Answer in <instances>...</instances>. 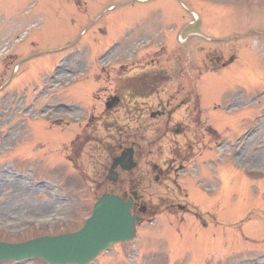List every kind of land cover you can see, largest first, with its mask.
<instances>
[{"label": "rangeland", "instance_id": "374dc122", "mask_svg": "<svg viewBox=\"0 0 264 264\" xmlns=\"http://www.w3.org/2000/svg\"><path fill=\"white\" fill-rule=\"evenodd\" d=\"M213 1L218 2L0 0V47L5 44L7 51L19 55L13 57L11 67L17 64V58L22 61L19 71H14L16 74H11L9 78V89L3 86L9 77L10 65L7 72L0 66V90L10 91L5 101L0 94L1 240L18 241L35 235L73 230L88 215L92 203L104 190L125 192L131 187L136 188L145 202L159 211H162L166 201L188 204L181 190L178 191V199L174 193L166 191L163 185L154 184L150 169L153 160L165 165L168 157L161 159L164 151L167 150L168 155L172 147H181L189 137L194 139L198 136V129L190 124L191 127L184 129L186 137L174 134L161 137L166 121L153 118L151 113L168 100L171 105L181 98H188L192 103L190 87L192 90L198 75L196 71H203L202 61L208 52H211L210 57L221 56L224 59L233 51V47L237 51L233 63L219 71L205 72L196 80L204 112L220 134L227 127L236 126L242 118L249 120L248 109L237 111L230 106L237 93L241 94L236 97L234 105L243 107L246 95L257 96L264 87V62L260 58V54L264 53V0H232L230 10L220 3H229L230 0ZM87 8H91L89 13H86ZM148 15L151 19L138 23V20ZM195 15L207 23L205 32L213 39L226 36L235 40L222 44L201 33H190L198 28L195 23L189 22L194 20L202 23L198 18H193ZM168 25L163 36L155 37L157 40L153 41L149 49L144 50L138 58L126 61L131 56L128 51L131 47L147 42L146 35L152 32L151 28L155 27L157 31V27L164 29ZM128 27L136 31L127 32ZM120 38L123 41L118 42L112 52L114 56L119 55L121 61L108 65L105 72L98 71L96 67L99 64L104 66L109 58L95 62L96 57L110 42ZM163 38L171 47H176L173 48L175 51H167L170 60L163 54L166 52ZM14 40H17L15 50L11 48ZM72 48H79L73 51L78 53L68 61L62 59L61 66L73 68L76 75H79V71L87 73L90 69V77L69 82L65 86L66 80H71L72 75L62 70L59 74L61 78L58 79L60 83L53 88L55 78L48 76L60 58L66 56L63 53ZM155 50L158 53L152 54ZM134 59L135 63L132 62ZM149 60L160 61L162 65L172 68L169 72L172 80L162 91L164 93L143 100L127 97L121 107L107 112L104 100L123 92L119 93L116 83H113L116 73L124 71L126 79L138 72L135 66L146 65ZM121 64L124 66L120 67ZM13 93H16L14 98L26 100L31 105L32 112L26 115L24 126L19 123L22 118L19 110L23 104L12 98ZM92 97L98 103H94ZM55 105L57 110H54ZM217 105L221 110L213 108ZM81 108L84 110L74 115ZM57 111L61 114L73 113V122L76 123L58 132L56 125L41 116L52 117L54 113L57 119L60 117ZM177 116L184 118L182 112ZM88 117L91 121H88ZM190 118H194V115ZM14 122H17V126L12 134L16 135L5 137L6 124ZM80 122L88 123L80 131V143H76L74 151H71L68 146L70 137L61 145L64 139L62 135L74 133ZM181 126L183 128V123ZM167 136L172 139H167ZM138 138L151 142V145L145 146ZM127 140H135L143 150L153 153L141 159L134 171L121 172V183L107 185L102 181L109 165L106 151L119 143H128ZM184 152L185 149L179 150L178 155L185 156ZM244 155L241 153L236 159L244 162L247 160L243 159ZM251 156L255 157L252 160L254 165L259 161L255 168L249 167L253 169L252 172L244 174L242 170L237 172L231 167H223L225 176L222 182L216 185L211 182L216 191L212 190L210 184L199 190L194 182H189L188 200L203 212L201 219L196 220L187 215L180 222L172 217H160L165 214L158 216L160 218L156 224L149 227V233L143 234L153 237L149 250L154 251L157 262L152 256L140 253L143 244L139 241L138 245L133 244L137 245V251L131 258L123 253V259L114 260L112 252H108L92 264H139L143 258L151 259L148 264H243L246 260L263 263L264 257L259 260L258 255L264 253V176H257L255 169L264 173V152L262 155L252 152ZM224 166H230L229 162L226 161ZM72 171H76V179L69 182L67 173ZM39 180H47L48 183L40 184ZM246 217L249 219L245 220ZM129 247L132 245H119L116 250L124 252ZM107 258L113 260L105 263ZM28 264L43 263L34 260Z\"/></svg>", "mask_w": 264, "mask_h": 264}, {"label": "water", "instance_id": "95a60500", "mask_svg": "<svg viewBox=\"0 0 264 264\" xmlns=\"http://www.w3.org/2000/svg\"><path fill=\"white\" fill-rule=\"evenodd\" d=\"M134 220L129 215L128 202L124 203L112 195L103 196L78 232L40 237L18 244L0 242V259L35 255L51 263H85L117 238L132 233Z\"/></svg>", "mask_w": 264, "mask_h": 264}, {"label": "flooded vegetation", "instance_id": "af4514ba", "mask_svg": "<svg viewBox=\"0 0 264 264\" xmlns=\"http://www.w3.org/2000/svg\"><path fill=\"white\" fill-rule=\"evenodd\" d=\"M201 139L200 138H197V142H200ZM200 145V144H199ZM188 147H191L190 145H188ZM173 165H172V169L174 168V174L177 175L179 170H181L183 167H184V160H181V161H173L172 162ZM178 168V170H176ZM153 170H157V166L156 165H153ZM168 169L166 170V172L164 173L162 170H158V173L156 174L155 176V180H159L162 178V180H165V178H167V174H168ZM175 180H177V178H174ZM139 195L135 198V204H134V208L135 210L137 211L138 209V204H139Z\"/></svg>", "mask_w": 264, "mask_h": 264}]
</instances>
